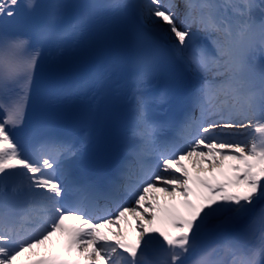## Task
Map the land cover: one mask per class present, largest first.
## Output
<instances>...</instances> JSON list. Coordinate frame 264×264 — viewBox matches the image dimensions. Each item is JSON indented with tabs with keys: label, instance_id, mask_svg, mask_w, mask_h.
I'll return each instance as SVG.
<instances>
[{
	"label": "snow or ice",
	"instance_id": "snow-or-ice-1",
	"mask_svg": "<svg viewBox=\"0 0 264 264\" xmlns=\"http://www.w3.org/2000/svg\"><path fill=\"white\" fill-rule=\"evenodd\" d=\"M0 264H264V0H0Z\"/></svg>",
	"mask_w": 264,
	"mask_h": 264
},
{
	"label": "bare ground",
	"instance_id": "bare-ground-1",
	"mask_svg": "<svg viewBox=\"0 0 264 264\" xmlns=\"http://www.w3.org/2000/svg\"><path fill=\"white\" fill-rule=\"evenodd\" d=\"M129 219H131V218H129ZM133 223H134V222H133ZM125 227H126V230L128 231V235H131V236L134 237V235H135V231H134V229H129V228H127L126 225H125Z\"/></svg>",
	"mask_w": 264,
	"mask_h": 264
},
{
	"label": "rangeland",
	"instance_id": "rangeland-1",
	"mask_svg": "<svg viewBox=\"0 0 264 264\" xmlns=\"http://www.w3.org/2000/svg\"><path fill=\"white\" fill-rule=\"evenodd\" d=\"M178 4H180V2L177 1Z\"/></svg>",
	"mask_w": 264,
	"mask_h": 264
}]
</instances>
